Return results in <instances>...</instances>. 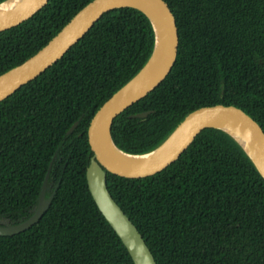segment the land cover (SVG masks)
Here are the masks:
<instances>
[{
  "label": "trees",
  "instance_id": "trees-1",
  "mask_svg": "<svg viewBox=\"0 0 264 264\" xmlns=\"http://www.w3.org/2000/svg\"><path fill=\"white\" fill-rule=\"evenodd\" d=\"M91 1L50 0L0 32V75L36 54ZM166 1L179 26L176 64L116 116L117 145L150 152L189 112L216 103L243 107L264 127V0ZM155 42L143 11L112 10L57 63L0 101V221L33 213L49 171L47 196L54 194L32 226L0 234V264H136L90 189L89 125L147 64ZM144 110L151 112L131 116ZM108 185L158 264H264V176L224 129H203L156 174L108 171Z\"/></svg>",
  "mask_w": 264,
  "mask_h": 264
},
{
  "label": "water",
  "instance_id": "water-1",
  "mask_svg": "<svg viewBox=\"0 0 264 264\" xmlns=\"http://www.w3.org/2000/svg\"><path fill=\"white\" fill-rule=\"evenodd\" d=\"M49 1L26 0L17 8L0 13V32L24 23L43 9ZM123 7L137 8L150 18L156 34L155 48L143 69L105 101L92 117L89 125V141L94 153L87 169V177L98 206L127 245L135 263L158 264L143 233L113 196L108 185V171L127 177L156 174L176 161L203 129L219 127L241 143L264 176V127L252 114L236 104L216 103L192 110L173 129L168 138L150 152L131 153L123 150L115 142L112 126L116 116L159 87L176 64L180 34L177 18L169 3L166 0H92L36 54L0 75V101L11 96L57 63L105 13ZM152 61L151 69L139 77ZM150 112L151 110L139 111L132 113L131 116L146 117ZM78 123L79 121L75 122L69 132H72ZM223 124L238 127L246 138L241 139ZM113 145L125 154L134 156L151 154V156L141 159L130 158L117 152ZM49 174L50 171L47 173L33 213L18 223L0 221V234L23 231L43 216L54 196V194L46 196Z\"/></svg>",
  "mask_w": 264,
  "mask_h": 264
},
{
  "label": "bare ground",
  "instance_id": "bare-ground-1",
  "mask_svg": "<svg viewBox=\"0 0 264 264\" xmlns=\"http://www.w3.org/2000/svg\"><path fill=\"white\" fill-rule=\"evenodd\" d=\"M26 0H7L5 2H3L2 4H0V13H6L9 12L17 7H19L20 5H22ZM153 65V61L149 64V66L140 74L139 77H142L145 73H147L151 67ZM224 127H226L228 130H230L231 132L235 133L238 137H240L241 139L246 138V136H244V133L236 126L234 125H230V124H223ZM113 148L119 152L122 153L123 155L130 157V158H147L149 156H151V154H143V155H139V156H134V155H129V154H125L124 152H120V150L113 145Z\"/></svg>",
  "mask_w": 264,
  "mask_h": 264
},
{
  "label": "rangeland",
  "instance_id": "rangeland-1",
  "mask_svg": "<svg viewBox=\"0 0 264 264\" xmlns=\"http://www.w3.org/2000/svg\"><path fill=\"white\" fill-rule=\"evenodd\" d=\"M50 190V187H49V182H48V186H47V193H46V196H47V194H48V191ZM48 197V196H47ZM1 221H9V220H7V219H1ZM10 222V221H9Z\"/></svg>",
  "mask_w": 264,
  "mask_h": 264
}]
</instances>
